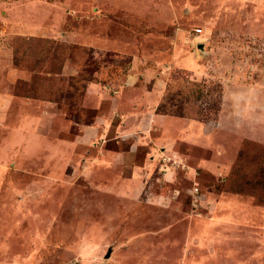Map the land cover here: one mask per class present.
Returning <instances> with one entry per match:
<instances>
[{
  "label": "rangeland",
  "instance_id": "obj_1",
  "mask_svg": "<svg viewBox=\"0 0 264 264\" xmlns=\"http://www.w3.org/2000/svg\"><path fill=\"white\" fill-rule=\"evenodd\" d=\"M0 264H264V0H0Z\"/></svg>",
  "mask_w": 264,
  "mask_h": 264
},
{
  "label": "crops",
  "instance_id": "obj_2",
  "mask_svg": "<svg viewBox=\"0 0 264 264\" xmlns=\"http://www.w3.org/2000/svg\"><path fill=\"white\" fill-rule=\"evenodd\" d=\"M134 81V74L132 73L127 77L122 86H115L114 90H111L114 96L110 98L112 104H126L128 106L127 108L130 111L131 115L130 123L136 116H138L140 118L141 125H144L146 129L152 128V125L155 122L156 124H158L157 127L159 128L160 133H162L164 125H166V123L170 121L168 120L170 118L165 115H159L155 113L157 104L160 100V96L157 95L159 93L158 85L155 84L152 91L146 89V91H144L141 95L143 96L146 93V99H141V101H139L140 99H136V96L141 94L143 90L140 91L137 87L135 89ZM133 91H135V93L137 94H135ZM133 94H135V96H133ZM138 104H140L141 109L139 108ZM95 123L101 126L104 125V116L98 117V121H96ZM93 129L97 131L96 127Z\"/></svg>",
  "mask_w": 264,
  "mask_h": 264
},
{
  "label": "trees",
  "instance_id": "obj_3",
  "mask_svg": "<svg viewBox=\"0 0 264 264\" xmlns=\"http://www.w3.org/2000/svg\"><path fill=\"white\" fill-rule=\"evenodd\" d=\"M189 84V86H191V87H193V89L191 88V90L189 91V93H190V95L191 94H195V97L196 96H198L199 95V93H200V86H199V84H196V83H194V82H189L188 83ZM184 93V92H183ZM186 96H188V95H186ZM193 99H194V97H193ZM181 106H182V104H180ZM174 110H167V109H164L163 107H161L160 106V108L157 110V113L158 114H161V115H171V114H174ZM183 117H186V118H197L196 117V114H190V115H188V114H186V115H182Z\"/></svg>",
  "mask_w": 264,
  "mask_h": 264
},
{
  "label": "built area",
  "instance_id": "obj_4",
  "mask_svg": "<svg viewBox=\"0 0 264 264\" xmlns=\"http://www.w3.org/2000/svg\"><path fill=\"white\" fill-rule=\"evenodd\" d=\"M195 191H197V189Z\"/></svg>",
  "mask_w": 264,
  "mask_h": 264
}]
</instances>
